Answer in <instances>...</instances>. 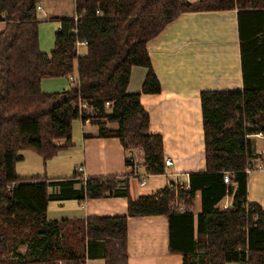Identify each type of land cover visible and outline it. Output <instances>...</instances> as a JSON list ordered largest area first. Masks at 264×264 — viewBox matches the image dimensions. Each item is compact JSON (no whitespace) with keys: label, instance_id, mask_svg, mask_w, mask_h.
I'll return each instance as SVG.
<instances>
[{"label":"trees","instance_id":"1","mask_svg":"<svg viewBox=\"0 0 264 264\" xmlns=\"http://www.w3.org/2000/svg\"><path fill=\"white\" fill-rule=\"evenodd\" d=\"M74 1L75 16L51 18L60 26L48 54L39 44L41 0H0V21L6 23L0 31V264H87L95 257L128 264L129 217L157 214L168 219L170 251L182 254L183 264H264V209L248 201L247 187V170L257 168L251 137L264 131V0ZM233 8L239 16L243 87L202 91L206 169L190 173L188 183L134 199L130 170L86 181L78 172L54 180L17 173L21 150L35 151L46 162L72 144L73 121H87L81 102L118 123L111 130L100 122L101 135L118 137L126 150L142 149L147 172L165 173L163 137L150 131L141 103V93L162 90L148 43L184 12ZM134 66L147 68L141 92L128 90ZM71 75L78 82L68 88L42 89L43 78ZM58 138L66 144H56ZM199 189L202 210L196 216ZM228 194L233 201L227 210L218 203ZM105 196L126 197L128 213L47 217L50 200Z\"/></svg>","mask_w":264,"mask_h":264},{"label":"crops","instance_id":"2","mask_svg":"<svg viewBox=\"0 0 264 264\" xmlns=\"http://www.w3.org/2000/svg\"><path fill=\"white\" fill-rule=\"evenodd\" d=\"M71 1L40 2L39 44L42 52L50 54L55 47V33L60 23L51 21V18L75 16L76 3ZM238 21L237 8L192 10L166 24L149 41L152 67L162 90L141 93V103L150 115V131L163 137L165 157L172 158L173 164L167 166L163 174L149 173L145 176L144 185L141 184L142 177H130L128 186L134 199L144 194H156L166 185L188 183L190 173L206 169L201 93L204 90H237L243 87ZM83 49L86 51V44H79V51ZM146 74V67L132 68L129 92H141ZM57 78L64 80L61 88H57L60 82L56 81ZM71 83L67 77H47L42 79V89L57 92L68 88ZM85 110L87 121L82 118L73 121L69 147L60 150L45 164L40 155H32L23 149L19 152L18 161L30 160L37 165L36 169H44L43 175L49 180L71 177L77 173L79 165L84 166L88 177L125 175L129 170L127 152L120 139L100 134L103 126L100 122L111 130L117 129L118 123L107 120L93 104L88 103ZM104 110L109 113L112 109L106 104ZM54 142L65 145L67 140L58 138ZM256 153L264 157V143L259 145ZM141 171L143 174L147 172L144 167ZM249 174L248 201L264 209V167L259 166ZM198 193L200 206L198 210L194 208L196 216L202 210L200 189ZM228 198L225 196L218 205L224 204ZM127 213L128 199L124 196H105L82 202L75 198L54 199L47 207V217L51 220ZM127 233L128 264H183L182 254L170 251L169 222L164 215L130 216ZM92 261L93 264H105L102 257L88 258L86 262L92 264Z\"/></svg>","mask_w":264,"mask_h":264},{"label":"built area","instance_id":"3","mask_svg":"<svg viewBox=\"0 0 264 264\" xmlns=\"http://www.w3.org/2000/svg\"><path fill=\"white\" fill-rule=\"evenodd\" d=\"M41 9V5H38V10ZM70 80L71 82H78V76L77 75H71L70 76ZM107 105H110V102H106ZM87 106L86 102H81L80 103V108H85ZM258 137H263L264 138V131H261L257 134H254ZM252 135V137L254 136ZM127 152V165H128V169L132 172V176L133 177H142L141 180V184L144 185L146 183V177L148 176L149 173L148 172H143L141 171V169L145 167L144 162V153L142 152V149L140 148H136V149H129L126 150ZM173 159L170 157L165 158V164L166 167L170 166L173 164ZM251 170H247V172L250 173ZM77 172L79 173V179L86 181L88 176L84 173V166L79 165ZM231 172L230 171H226L224 174V180L226 183H229L231 181ZM229 198L226 200V202L223 204V208H230L232 201H233V195L232 194H228L227 195ZM181 209H185V207L183 205L180 206ZM1 240V239H0Z\"/></svg>","mask_w":264,"mask_h":264},{"label":"rangeland","instance_id":"4","mask_svg":"<svg viewBox=\"0 0 264 264\" xmlns=\"http://www.w3.org/2000/svg\"><path fill=\"white\" fill-rule=\"evenodd\" d=\"M42 1L44 2V4L50 2V0H41V2H42ZM69 1H70V2H73V1H71V0H69ZM70 7H72V4L70 5ZM67 12H68V11H67ZM41 15H42V14L39 12V16H41ZM51 21H53V20H51ZM41 22H42V20H41ZM5 25H6L5 21H0V31H1V30H4ZM82 52L84 53L85 50L83 49ZM51 79H52V78H51ZM56 81H57V82H58V81L61 82V84H60V82H58V84H57V86H58L57 88H61L62 83H64V80L61 79V78H57ZM46 88H47V87H46ZM251 138L253 139L254 150H255V152H257L259 145H261V143H264V138H263V137H258V136H256V135H254V136L251 137ZM257 145H258V146H257ZM27 150H29V149H27ZM28 153H32V155H33V154H34V155H39V154L36 153L35 151L32 152V150H29ZM261 157H262V154H258V153H256L255 158H253L254 160H252V161H253V165H255L257 168H258L259 166L264 167V164H263L264 162H263L262 159H260ZM258 158H259V159H258ZM41 161H42V163L45 164L48 160L45 162V161L43 160V158L41 157ZM36 167H37V165L32 164V163L30 162V160H27V161L24 162V163H20L19 161L16 163V171H17V173L20 174V176H22V177H31V176H33V175H38V174H41L42 176H45V175H43V174H45V173H44V169H41V168L36 169ZM136 178H139V177H136ZM160 178H161V176H160ZM136 181L138 182L137 179H136ZM138 183H139V182H138ZM199 206H200V193H198L197 196H196V198H195V210H198ZM220 207H223V204H221ZM58 220H61V219H58ZM92 264H93V261H92ZM232 264H233V263H232Z\"/></svg>","mask_w":264,"mask_h":264}]
</instances>
